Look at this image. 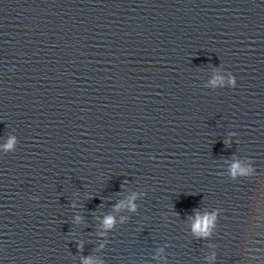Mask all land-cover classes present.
I'll use <instances>...</instances> for the list:
<instances>
[{
    "label": "water",
    "instance_id": "obj_1",
    "mask_svg": "<svg viewBox=\"0 0 264 264\" xmlns=\"http://www.w3.org/2000/svg\"><path fill=\"white\" fill-rule=\"evenodd\" d=\"M0 264H264V0H0Z\"/></svg>",
    "mask_w": 264,
    "mask_h": 264
},
{
    "label": "clouds",
    "instance_id": "obj_2",
    "mask_svg": "<svg viewBox=\"0 0 264 264\" xmlns=\"http://www.w3.org/2000/svg\"><path fill=\"white\" fill-rule=\"evenodd\" d=\"M112 222H113L112 218H108L107 223H108L109 225H111ZM203 223H204V226L206 227L207 224L210 223V221L205 220ZM196 227H197V229H201V225H200V224H197Z\"/></svg>",
    "mask_w": 264,
    "mask_h": 264
}]
</instances>
